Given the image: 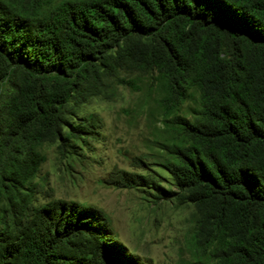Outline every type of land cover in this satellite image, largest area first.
<instances>
[{"label": "trees", "instance_id": "trees-1", "mask_svg": "<svg viewBox=\"0 0 264 264\" xmlns=\"http://www.w3.org/2000/svg\"><path fill=\"white\" fill-rule=\"evenodd\" d=\"M157 77L176 117L166 199L193 207L195 264H264V0H0V264H141L92 206L39 204L46 144L88 132L81 107ZM81 116V117H80Z\"/></svg>", "mask_w": 264, "mask_h": 264}, {"label": "rangeland", "instance_id": "rangeland-1", "mask_svg": "<svg viewBox=\"0 0 264 264\" xmlns=\"http://www.w3.org/2000/svg\"><path fill=\"white\" fill-rule=\"evenodd\" d=\"M120 79L81 107L88 121L82 138L43 146L46 158L34 180L38 203L63 199L96 208L114 241L141 264L205 261L193 245L191 205L166 199L155 183L124 186L144 175L177 190L165 168L172 126L176 117H194L200 92L192 87L172 105L156 76Z\"/></svg>", "mask_w": 264, "mask_h": 264}]
</instances>
